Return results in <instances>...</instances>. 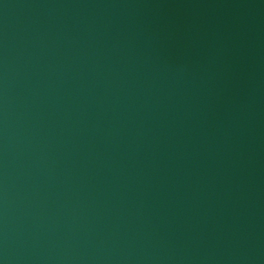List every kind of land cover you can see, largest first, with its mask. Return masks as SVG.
I'll return each mask as SVG.
<instances>
[{
    "label": "water",
    "instance_id": "1",
    "mask_svg": "<svg viewBox=\"0 0 264 264\" xmlns=\"http://www.w3.org/2000/svg\"><path fill=\"white\" fill-rule=\"evenodd\" d=\"M0 264H264V0H0Z\"/></svg>",
    "mask_w": 264,
    "mask_h": 264
}]
</instances>
